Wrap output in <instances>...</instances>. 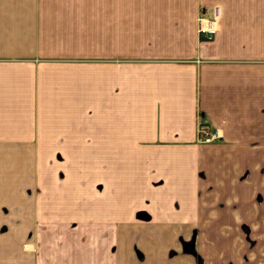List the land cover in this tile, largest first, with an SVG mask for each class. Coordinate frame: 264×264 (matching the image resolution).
<instances>
[{"label":"crops","instance_id":"0c3cea01","mask_svg":"<svg viewBox=\"0 0 264 264\" xmlns=\"http://www.w3.org/2000/svg\"><path fill=\"white\" fill-rule=\"evenodd\" d=\"M262 168L264 0H0V264H197L180 237L255 228Z\"/></svg>","mask_w":264,"mask_h":264},{"label":"rangeland","instance_id":"374dc122","mask_svg":"<svg viewBox=\"0 0 264 264\" xmlns=\"http://www.w3.org/2000/svg\"><path fill=\"white\" fill-rule=\"evenodd\" d=\"M258 183L264 181V169L260 171L257 176ZM259 185V184H258ZM256 204H257V226L250 228L247 224H243L237 232H232L233 227L224 230L223 232L215 233H199L195 232L192 235L181 236L180 243L182 245V253L194 257L197 264H203L204 258L201 254L202 249L209 243V241L216 239L218 242L228 246H237L242 244V264H264V217H260L261 211H264V186H258ZM237 230V229H236ZM194 242L195 253L192 255L185 252L184 243ZM35 246L31 236L26 238L23 243V251L27 253L34 252ZM134 253L138 260H143L142 252L135 246ZM175 252L172 251V255ZM224 264H234L233 258L226 259Z\"/></svg>","mask_w":264,"mask_h":264},{"label":"built area","instance_id":"2783aa9c","mask_svg":"<svg viewBox=\"0 0 264 264\" xmlns=\"http://www.w3.org/2000/svg\"><path fill=\"white\" fill-rule=\"evenodd\" d=\"M218 14L216 9H213L209 14L207 11H202L198 19V32L207 39H211L214 35V21ZM221 138L218 130L211 129L203 123L198 124L196 141L199 144H210Z\"/></svg>","mask_w":264,"mask_h":264},{"label":"water","instance_id":"95a60500","mask_svg":"<svg viewBox=\"0 0 264 264\" xmlns=\"http://www.w3.org/2000/svg\"><path fill=\"white\" fill-rule=\"evenodd\" d=\"M184 250L187 253H190L192 255H196L194 242L184 243Z\"/></svg>","mask_w":264,"mask_h":264},{"label":"flooded vegetation","instance_id":"af4514ba","mask_svg":"<svg viewBox=\"0 0 264 264\" xmlns=\"http://www.w3.org/2000/svg\"><path fill=\"white\" fill-rule=\"evenodd\" d=\"M195 256V255H194Z\"/></svg>","mask_w":264,"mask_h":264}]
</instances>
